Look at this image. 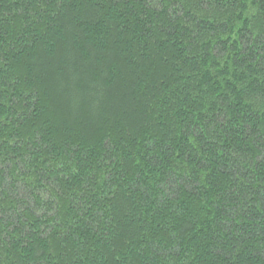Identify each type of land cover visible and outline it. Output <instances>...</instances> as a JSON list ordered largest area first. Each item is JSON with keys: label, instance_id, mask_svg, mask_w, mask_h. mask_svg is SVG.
<instances>
[{"label": "trees", "instance_id": "trees-1", "mask_svg": "<svg viewBox=\"0 0 264 264\" xmlns=\"http://www.w3.org/2000/svg\"><path fill=\"white\" fill-rule=\"evenodd\" d=\"M0 264H264V0H0Z\"/></svg>", "mask_w": 264, "mask_h": 264}]
</instances>
